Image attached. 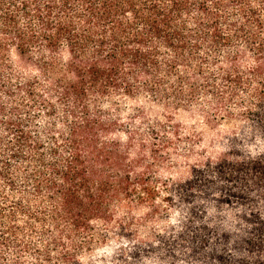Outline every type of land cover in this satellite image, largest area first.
<instances>
[{"label":"trees","instance_id":"16d2710c","mask_svg":"<svg viewBox=\"0 0 264 264\" xmlns=\"http://www.w3.org/2000/svg\"><path fill=\"white\" fill-rule=\"evenodd\" d=\"M199 92L238 150L161 185L173 139L120 104ZM110 242L106 264H264V0H0V264Z\"/></svg>","mask_w":264,"mask_h":264},{"label":"rangeland","instance_id":"374dc122","mask_svg":"<svg viewBox=\"0 0 264 264\" xmlns=\"http://www.w3.org/2000/svg\"><path fill=\"white\" fill-rule=\"evenodd\" d=\"M247 92L241 94V98ZM212 92H199L192 100L185 99L174 103V99L163 101L155 100L148 96L139 99L123 101L120 105L122 114L127 117L136 110H143V120L138 126L150 135L153 124L159 123L162 136L173 139V144L167 149L165 162L154 169L153 175L160 179L159 184H164L172 177L183 176L188 178L189 165L201 157H219L229 153L232 148L238 150L234 142V134L242 126L240 120H226L218 116L208 122L206 113L210 112ZM231 104L230 107H232ZM235 108V106H233ZM240 132V131H239ZM235 144V147H234ZM171 146V147H170ZM190 153L192 154L191 156ZM173 212V211H172ZM170 210L163 212L159 220L151 224L154 228H167L170 225ZM118 242L100 244L83 255L85 264H106L114 256ZM31 259L28 257L29 260Z\"/></svg>","mask_w":264,"mask_h":264}]
</instances>
